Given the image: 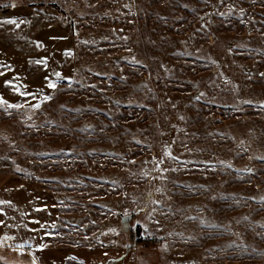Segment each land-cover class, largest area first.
Segmentation results:
<instances>
[{
    "label": "rangeland",
    "instance_id": "374dc122",
    "mask_svg": "<svg viewBox=\"0 0 264 264\" xmlns=\"http://www.w3.org/2000/svg\"><path fill=\"white\" fill-rule=\"evenodd\" d=\"M10 18L0 264H264V0H0Z\"/></svg>",
    "mask_w": 264,
    "mask_h": 264
},
{
    "label": "snow or ice",
    "instance_id": "6c2138e0",
    "mask_svg": "<svg viewBox=\"0 0 264 264\" xmlns=\"http://www.w3.org/2000/svg\"><path fill=\"white\" fill-rule=\"evenodd\" d=\"M12 7H15V5L13 4ZM25 23L24 20H16V19H6V20H0V26H3V25H14L16 28H19L21 26V24ZM39 47H42V45H38ZM65 55H71L70 52H66ZM30 63H37V64H43L45 65V67L47 66V61H46V58L45 59H42V60H38V61H30ZM4 67H8L7 65H4ZM0 75H3L2 72H0ZM53 75L56 77V81H59L62 77H61V73L59 72H55L53 73ZM262 76H264V73H261ZM13 79H18L16 77H14ZM47 80V87L49 89H56L57 88V83L56 81H53V80H49L47 77L45 78ZM5 85L6 86H11L13 88V90L18 93L19 95L27 98L29 96L32 97L33 100H36L37 99V94L36 93H29V92H21L20 91V86L18 85H14L12 84L11 81H5ZM203 95V94H201ZM41 101L42 102H47L49 100L52 99L51 96L49 95H44L42 97H40ZM197 99H199V97H197ZM24 105L22 104H12V103H9L8 101L4 100L2 97H0V107H4V108H22ZM41 106V104L38 102V103H35V104H32L31 107L34 108V109H39ZM165 156L169 157L170 159H175V157H172L170 152L168 151H165ZM132 163H134V161H132ZM159 163H163V161H160ZM158 167V165H157ZM175 170V169H173ZM250 171V170H249ZM262 200H264V197L261 198ZM6 203L5 201H0V204H4ZM44 209H35V211L39 212V211H43ZM3 222L0 221V224H2ZM31 223H34V224H39L40 225V229H44L46 226L44 224H41L40 221L38 220H34V221H31ZM52 228H55L56 225L55 224H52L51 225ZM31 231H39V229H31ZM45 235H51L50 233H45ZM6 239H8L6 237ZM46 245H42L40 247L39 250H42L43 247H45ZM20 247H23V245H20ZM70 259H75L74 257L70 258ZM33 264H35V261H33ZM82 264V262H81Z\"/></svg>",
    "mask_w": 264,
    "mask_h": 264
},
{
    "label": "crops",
    "instance_id": "0c3cea01",
    "mask_svg": "<svg viewBox=\"0 0 264 264\" xmlns=\"http://www.w3.org/2000/svg\"><path fill=\"white\" fill-rule=\"evenodd\" d=\"M0 236H1V234H0ZM0 239H1V237H0Z\"/></svg>",
    "mask_w": 264,
    "mask_h": 264
}]
</instances>
